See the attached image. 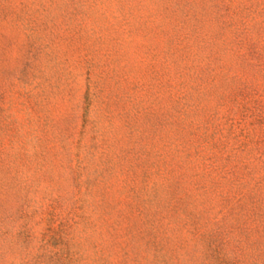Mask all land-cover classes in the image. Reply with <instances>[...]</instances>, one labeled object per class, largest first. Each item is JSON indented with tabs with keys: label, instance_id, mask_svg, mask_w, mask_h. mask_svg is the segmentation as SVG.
Instances as JSON below:
<instances>
[{
	"label": "rangeland",
	"instance_id": "rangeland-1",
	"mask_svg": "<svg viewBox=\"0 0 264 264\" xmlns=\"http://www.w3.org/2000/svg\"><path fill=\"white\" fill-rule=\"evenodd\" d=\"M0 264H264V0H0Z\"/></svg>",
	"mask_w": 264,
	"mask_h": 264
}]
</instances>
